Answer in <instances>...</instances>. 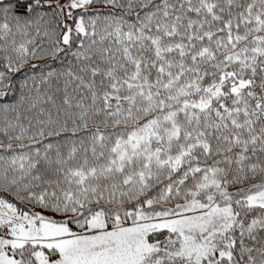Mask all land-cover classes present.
<instances>
[{"label":"snow or ice","instance_id":"obj_1","mask_svg":"<svg viewBox=\"0 0 264 264\" xmlns=\"http://www.w3.org/2000/svg\"><path fill=\"white\" fill-rule=\"evenodd\" d=\"M0 264H264V0H0Z\"/></svg>","mask_w":264,"mask_h":264}]
</instances>
